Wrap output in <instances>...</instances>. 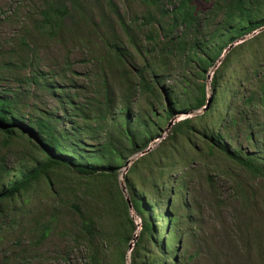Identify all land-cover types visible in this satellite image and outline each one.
I'll list each match as a JSON object with an SVG mask.
<instances>
[{"label":"trees","instance_id":"1","mask_svg":"<svg viewBox=\"0 0 264 264\" xmlns=\"http://www.w3.org/2000/svg\"><path fill=\"white\" fill-rule=\"evenodd\" d=\"M161 1L140 0L153 10L142 16L143 25L156 21L162 34L160 40L152 31L148 32L149 42L142 45L131 36L132 24L122 20L111 0L105 1V11L99 6L96 12L85 6L83 0H40L38 18L31 20L38 36L53 40L69 30L70 38L77 36L79 42H88L80 28L84 26L86 32L89 28H102V50L89 78L94 81V95L81 100L87 94L84 84L77 85L73 79L67 83L64 75L56 77L52 72L38 70H34L28 83L53 97L52 108L35 105L28 112L21 111L15 93H0L1 145L22 143L21 154L32 163L31 167L20 164L15 172L0 163V220L7 218L16 203L25 207L28 196L41 189L53 202H63L66 197V203L77 213L78 231L72 240L84 243L86 264H106L102 256L111 242L112 264H125L126 253L121 248L129 243L133 244L129 264H181L177 257L179 237L193 240L199 229L193 205L186 197L184 169L190 162L212 157L217 166L207 171L211 177H205L206 186L211 189L216 180L233 174L239 195V204L233 208V224L222 228L221 233L226 239L231 235L230 239L233 236L253 243L248 249L259 258L264 241L252 219L259 207L264 211V187L246 190L239 175L245 173L253 181L264 182V125L260 126L249 115V109L232 108L231 103L224 101L222 115L223 110L218 111L216 105L225 89L221 80L228 75L236 51L264 40V0H209L211 10L204 16L195 12L191 0H174L176 5L171 12L159 5ZM169 16L170 23L162 24L161 20ZM217 17L220 19L214 29L200 41L188 42L185 32L182 38L174 36L173 31L179 26L197 33L200 22L208 24ZM117 28L129 37V46ZM260 30L225 53L235 41ZM19 45L27 43L22 38ZM171 50L186 51L184 64L194 63L197 69V79L192 84L193 79L184 81L181 91L166 84L164 60L172 54ZM214 67L211 101L207 110L202 111L209 100L203 80ZM259 84L264 89V83ZM243 103L249 108H264V91L258 96L250 95ZM200 110L202 113H198ZM190 113L194 115L174 123L163 135L164 127L173 118ZM231 126L242 131L248 142L246 147L234 143ZM154 141L158 142L156 148L141 155ZM133 157L137 158L125 170ZM178 171L179 176L170 181L171 174ZM66 174L76 181L63 182ZM122 175L129 205L120 187ZM214 194L212 190L213 208H223ZM177 207L179 214L175 212ZM130 209L141 221L138 234ZM57 218L55 213L44 223L34 222L38 225L39 242L49 235ZM180 229L184 230L179 234ZM255 243L261 246H254ZM216 246L221 248L220 244Z\"/></svg>","mask_w":264,"mask_h":264},{"label":"rangeland","instance_id":"2","mask_svg":"<svg viewBox=\"0 0 264 264\" xmlns=\"http://www.w3.org/2000/svg\"><path fill=\"white\" fill-rule=\"evenodd\" d=\"M105 1L83 0L84 5L93 8L95 12L100 8L99 6L104 8ZM111 1L117 7L122 20L125 23L129 24L130 22L132 24L131 36L135 38L136 43L146 45L149 42L148 32L150 31L162 40V34L156 21L146 26L143 25L142 16L146 14L147 10L153 11L150 6L145 7V4L140 0ZM159 5L165 11L171 12L176 2L174 0H162ZM190 5L195 8L196 13H200V16L208 14L211 10L209 0H191ZM39 7L40 0H0V93L3 90H10L15 93L18 96L19 108H23L21 111L25 110V112L30 111L35 105L47 108L54 106L53 97L50 94L40 91L37 87L28 83L34 70H38L39 73L52 72L56 77L64 75V80L67 83H70V79H73V82L77 85L84 84L87 87L85 89L87 94H84L81 100L92 97L94 94L91 93L93 89L91 84H94V81L89 78H92L91 76L96 70L95 58L99 57L102 50L100 34L103 30L100 27H97L96 31L89 28V32L85 31L84 26L80 28V33L88 38V42H79L77 36L70 38L72 35L69 30L53 40L38 36L32 28L31 20L38 18L37 9ZM154 15L156 19L159 18L158 14ZM108 18L113 20L112 17ZM169 19L170 16L167 19H162L161 23L167 25L170 23ZM219 19L220 17H217L208 24L200 22L197 33L193 29L185 31L183 26H179L173 31L174 36L182 38V34L185 32L188 42L194 39L200 41L203 36H207L214 29V25ZM260 32L256 31L246 38L235 41L232 47L227 48L226 51L235 48L238 44L249 40ZM117 33L123 37L124 43L128 45L127 39L129 37L123 36L119 28H117ZM22 38L26 41L27 46L19 45ZM248 46L249 48L244 49L242 47L236 51L228 75L221 80L225 89L222 90L216 109L218 111L223 110L221 111L223 115L225 112L224 101L231 103L232 108L244 111L249 109V115H252L262 126L264 125V108L254 106L249 108L250 106L243 102L250 95L258 96L264 91L259 84V82L264 83V40ZM171 53L164 60L166 64L164 67L168 73L166 84L175 86L181 91L180 87L185 86L184 81L193 79L192 84L197 79L194 77L197 69L194 63L184 64L183 58L186 51L171 50ZM214 70L215 67L211 68L206 79L203 80L208 97L211 96L210 82ZM255 71L257 72L255 73ZM227 79L230 81L228 82ZM57 82L60 83L58 79ZM235 94L236 97H233ZM198 113H202L201 110ZM192 115L194 114H179L171 121L176 123ZM169 128L170 126L164 127V136H166L165 134ZM236 128L231 126V135L235 138L234 143L246 147L248 142L245 141L242 131ZM157 144L158 142H155L151 149L156 148ZM22 148L23 144L19 142L8 147L2 146L0 142V163L9 170H14V172L19 170L20 164L23 163L27 167H31L32 163L29 157L23 158L21 154ZM217 163L221 164L219 161ZM214 166H217L216 161L212 157H206L201 162H190L188 168L184 169L188 190L186 197L193 205V213L199 229L194 234L193 240L192 238L187 239L184 235L179 237L177 257L180 263L264 264V251L257 258L254 251L248 249L249 244L253 245V243L238 240L233 236L230 239L231 235H228L226 239L222 235L221 229L230 228V225L233 224V218L235 217L233 208L239 204L236 200L239 195H237L238 190H235L233 174L216 180L211 189L206 186L205 177H211V174L207 171L214 168ZM180 172L172 173L170 181L179 176ZM190 174L191 177H189ZM239 177L243 179L242 187L246 190L252 191L264 187L262 180H259V182L253 181L245 173L239 175ZM62 179L66 184H73L76 181L75 178L73 181V177L67 174ZM120 180L122 184L123 179L121 177ZM212 190L215 192L213 196L218 197L223 203V208L217 210L213 208L212 197L210 198ZM162 199H165V192ZM179 199L180 197L177 206L180 205ZM64 201L58 203L59 201L55 200L54 203L45 194V191L40 189L28 196V203L25 207H21L20 203H16L17 207L10 210L7 218L0 220V264H86L87 251L84 243L72 240L78 231L77 213L70 208V203H66V197ZM21 210H24V212L21 213ZM162 211L163 207L161 208ZM175 212L176 214L181 212L179 207L176 208ZM55 213L58 218L52 225L51 232L44 240L39 242L38 225H35L34 222L40 220V223H44L48 221L51 214ZM130 215L138 226L136 230V234H138L141 226L140 218L131 209ZM253 224H258L257 230L259 231L257 234L261 235L260 238L264 241V211H261V207L253 215ZM162 229V225H160V230ZM183 230L180 229L179 234ZM228 239L230 240L227 241ZM111 244L114 245L112 242ZM129 244L132 248V243ZM129 244L127 247L121 248L126 253L125 264L130 263ZM218 244L221 248L216 246ZM112 245L107 244V247H105L106 255L102 256L106 264L113 263L111 256L114 255V247ZM257 245L261 246V243L254 244V246ZM262 247L264 249V242H262Z\"/></svg>","mask_w":264,"mask_h":264},{"label":"water","instance_id":"3","mask_svg":"<svg viewBox=\"0 0 264 264\" xmlns=\"http://www.w3.org/2000/svg\"><path fill=\"white\" fill-rule=\"evenodd\" d=\"M263 29H264V28H262L261 30H263ZM261 30H260V31H261ZM229 47L231 48L232 45H230ZM229 47H228V49H230ZM227 52H228V51H225V53H227ZM210 101H211V100H210V98H209V100L207 101L206 106L203 108V111L207 110ZM174 122H175V121H174ZM174 122L170 121L169 124H168V126H171V124L173 125ZM150 150H151V145H150V146H149L144 152H142L141 155H145V154L148 153ZM136 158H137V157H134V158H132L131 160H128V161H127V163H126V165H125V169H126V170L128 169V167L130 166V164H131ZM122 179H123V176H122ZM121 190L123 191V193H124V195H125L126 190H125V186H124L123 183L121 184ZM125 196H126V201H127L128 205H129V204H130L129 198H127V194H126ZM130 207H131V206H130ZM135 238H136V236H135ZM134 241H135V239H134ZM130 247H131V245H130Z\"/></svg>","mask_w":264,"mask_h":264},{"label":"clouds","instance_id":"4","mask_svg":"<svg viewBox=\"0 0 264 264\" xmlns=\"http://www.w3.org/2000/svg\"><path fill=\"white\" fill-rule=\"evenodd\" d=\"M224 54H225V53H224ZM224 54L222 55V57L224 56ZM222 57H221V58H222ZM209 98H210V97H209ZM179 121H180V120H179ZM177 122H178V121H177ZM174 123H175V122H174ZM157 140H158V139H157ZM154 142H155V141H154ZM152 145H153V144H152ZM152 145H151V146H152ZM133 158H134V157H133ZM125 170H126V169H125ZM125 172H126V171H124V173H125ZM122 176H123V175H122ZM121 178H122V177H121ZM137 227H138V226H137ZM135 236L137 237V235H135ZM134 238H135V237H134ZM135 240H136V238H135ZM133 242H134V239H133ZM132 246H133V244H132ZM129 247H130V245H129ZM130 251H131V247H130Z\"/></svg>","mask_w":264,"mask_h":264}]
</instances>
